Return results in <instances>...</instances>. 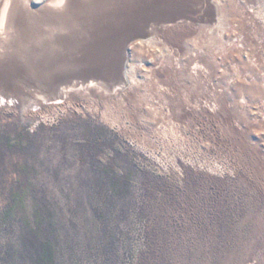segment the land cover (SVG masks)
I'll return each mask as SVG.
<instances>
[{
    "label": "rangeland",
    "instance_id": "rangeland-1",
    "mask_svg": "<svg viewBox=\"0 0 264 264\" xmlns=\"http://www.w3.org/2000/svg\"><path fill=\"white\" fill-rule=\"evenodd\" d=\"M52 1L18 0L42 52ZM165 4L202 44L111 94L53 100L0 37V264H264V0Z\"/></svg>",
    "mask_w": 264,
    "mask_h": 264
},
{
    "label": "bare ground",
    "instance_id": "bare-ground-1",
    "mask_svg": "<svg viewBox=\"0 0 264 264\" xmlns=\"http://www.w3.org/2000/svg\"><path fill=\"white\" fill-rule=\"evenodd\" d=\"M163 1L174 12L178 5L189 6L196 0H53L46 15L51 22L44 37L48 44L42 52L39 49L42 44L32 39L35 29L31 32L24 28L25 18L18 0H6L0 10V37L18 38L20 47L28 44L36 51L37 58L25 67L23 64L29 63L21 54L22 60L5 70L13 71L17 65L22 71L33 72L29 81L54 90L53 100L63 97L65 90L78 86L88 90L105 89L109 94L125 89L127 83L138 82L136 75L142 69L139 62L154 57L160 46L178 47L179 52L186 53L189 48L197 49V43L202 44L204 29L171 19V13L159 9ZM151 17L156 18L154 24L150 23ZM167 18L171 20L166 21ZM197 58L190 59L184 71L192 75L191 70H196L195 77L202 81L206 79L202 70L191 67ZM151 60L152 65L142 70L162 78L164 72L157 68L160 63L155 57ZM43 73L47 75L44 77ZM241 98L248 99V96Z\"/></svg>",
    "mask_w": 264,
    "mask_h": 264
}]
</instances>
